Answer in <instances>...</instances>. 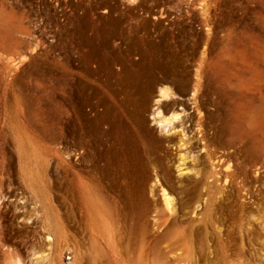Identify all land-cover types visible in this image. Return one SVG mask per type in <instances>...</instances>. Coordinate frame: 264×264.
<instances>
[{
  "label": "rangeland",
  "instance_id": "rangeland-1",
  "mask_svg": "<svg viewBox=\"0 0 264 264\" xmlns=\"http://www.w3.org/2000/svg\"><path fill=\"white\" fill-rule=\"evenodd\" d=\"M74 238L81 264H264V0H0V264H75Z\"/></svg>",
  "mask_w": 264,
  "mask_h": 264
},
{
  "label": "bare ground",
  "instance_id": "bare-ground-1",
  "mask_svg": "<svg viewBox=\"0 0 264 264\" xmlns=\"http://www.w3.org/2000/svg\"><path fill=\"white\" fill-rule=\"evenodd\" d=\"M159 97L155 100V106L153 108V112L151 114V119L153 121V125H156L161 132L165 133L167 136H178L179 141V148L181 150H185V153H181L179 155V164L178 169L181 175H188V176H195L196 178H200L202 176V168L201 164L196 157L193 155L190 156V152L188 147L191 145V141H189L190 136L188 134V131H185L184 125V117L188 116V111L181 106L179 110H173L170 113H166L163 104L165 102H173L176 100H183V98L174 90L171 89V87L163 86L160 87L159 90ZM193 95V94H192ZM193 107L196 109L199 117H202L204 114L197 106L196 102H193ZM186 125V124H185ZM189 126V125H188ZM187 126V127H188ZM188 151V152H187ZM229 169V167L227 168ZM159 183V180L157 178V184ZM161 196H162V202L166 208V210L171 213H176V203L174 196L163 186H161ZM52 234V232H50ZM50 237V235H49ZM68 245V241H66ZM74 243L77 248V262L75 264H81L82 261V249L81 245L74 238ZM48 250H52V246H48ZM50 252L49 254H45L43 251H37L34 252V256L38 259L37 262L44 264L47 262L48 264H54V261L50 259ZM10 264H22L21 259L16 256L13 261Z\"/></svg>",
  "mask_w": 264,
  "mask_h": 264
}]
</instances>
